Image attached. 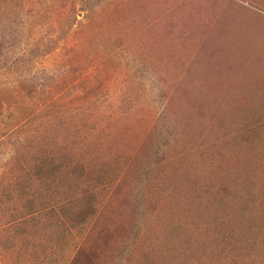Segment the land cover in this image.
<instances>
[{"label": "rangeland", "instance_id": "1", "mask_svg": "<svg viewBox=\"0 0 264 264\" xmlns=\"http://www.w3.org/2000/svg\"><path fill=\"white\" fill-rule=\"evenodd\" d=\"M0 264H264V0H0Z\"/></svg>", "mask_w": 264, "mask_h": 264}]
</instances>
